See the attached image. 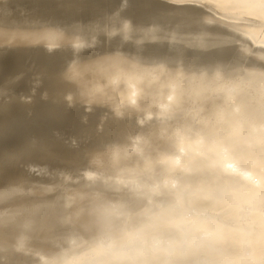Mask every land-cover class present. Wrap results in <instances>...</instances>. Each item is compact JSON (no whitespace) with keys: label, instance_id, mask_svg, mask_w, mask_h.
Returning a JSON list of instances; mask_svg holds the SVG:
<instances>
[{"label":"bare ground","instance_id":"1","mask_svg":"<svg viewBox=\"0 0 264 264\" xmlns=\"http://www.w3.org/2000/svg\"><path fill=\"white\" fill-rule=\"evenodd\" d=\"M236 103L264 116V0H0V264H93L91 207L135 203L139 158L106 150L166 151ZM225 168L245 232L225 264H264L260 162Z\"/></svg>","mask_w":264,"mask_h":264},{"label":"clouds","instance_id":"2","mask_svg":"<svg viewBox=\"0 0 264 264\" xmlns=\"http://www.w3.org/2000/svg\"><path fill=\"white\" fill-rule=\"evenodd\" d=\"M214 79L222 81L224 74L217 70ZM209 123L208 132L176 130L169 149L154 155L145 153L139 135L106 150L114 166L139 158L126 178L118 181L133 194L135 203L101 198L91 207L98 235L85 260L225 264L239 250L245 236L243 210L218 180L230 155L259 161L264 173V116L254 117L236 103L210 116Z\"/></svg>","mask_w":264,"mask_h":264},{"label":"snow or ice","instance_id":"3","mask_svg":"<svg viewBox=\"0 0 264 264\" xmlns=\"http://www.w3.org/2000/svg\"><path fill=\"white\" fill-rule=\"evenodd\" d=\"M124 3L126 4V0H124ZM135 95V92H133V96Z\"/></svg>","mask_w":264,"mask_h":264}]
</instances>
